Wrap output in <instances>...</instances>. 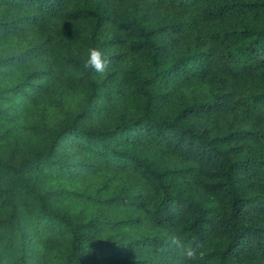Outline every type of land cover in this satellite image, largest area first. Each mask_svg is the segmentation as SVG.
<instances>
[{"label":"trees","instance_id":"16d2710c","mask_svg":"<svg viewBox=\"0 0 264 264\" xmlns=\"http://www.w3.org/2000/svg\"><path fill=\"white\" fill-rule=\"evenodd\" d=\"M189 247L264 264V0H0V264H185Z\"/></svg>","mask_w":264,"mask_h":264},{"label":"rangeland","instance_id":"374dc122","mask_svg":"<svg viewBox=\"0 0 264 264\" xmlns=\"http://www.w3.org/2000/svg\"><path fill=\"white\" fill-rule=\"evenodd\" d=\"M55 103L56 104L50 107L51 109H50V112L48 113L51 120H53L56 117L62 118L65 116L67 112L70 113L71 115L79 112L82 107V95L78 91L65 92L64 95H62L59 100L55 101ZM23 114H24L23 115L24 119H22V122L24 123L29 122V126L26 130H23L22 136H28L29 138H34L37 131L36 129L31 128V127L39 125V122L41 121V117L38 115L37 110L35 112L30 113L29 115H27L26 113H23ZM116 115H117V111H114L111 113V118H109V115H108L105 117V119L109 118L107 121L111 122L114 120ZM96 122L97 124H100L102 123V119L98 118ZM10 143L11 142L7 141L5 142V145H11ZM18 148L20 149V152H23L26 150V146L24 144H22L21 146L19 145Z\"/></svg>","mask_w":264,"mask_h":264},{"label":"clouds","instance_id":"9594fccd","mask_svg":"<svg viewBox=\"0 0 264 264\" xmlns=\"http://www.w3.org/2000/svg\"><path fill=\"white\" fill-rule=\"evenodd\" d=\"M109 65V60L105 58L103 52L97 48H92L89 50L88 58L86 60V66L94 70L97 73H103ZM172 243L177 247H181L182 243L178 237L172 238ZM196 252L193 248L184 249V260L185 264H192L195 259Z\"/></svg>","mask_w":264,"mask_h":264}]
</instances>
